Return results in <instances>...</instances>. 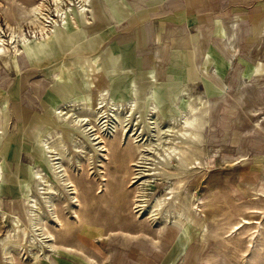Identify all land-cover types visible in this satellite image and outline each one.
<instances>
[{"label": "rangeland", "instance_id": "1", "mask_svg": "<svg viewBox=\"0 0 264 264\" xmlns=\"http://www.w3.org/2000/svg\"><path fill=\"white\" fill-rule=\"evenodd\" d=\"M11 1L19 28L0 30L8 72L0 65V84H10L0 97V264H264V81L245 78L242 65L214 95L201 82L162 81L151 22L141 50L163 75L147 81L112 69L109 77L110 65L68 54L28 82L27 49L43 37L60 31L72 45L64 52L73 51L67 28L89 36L105 12L128 31L114 41L137 34L108 0H91L89 14L78 11L85 0H35L30 9ZM229 25L215 43L233 58ZM18 102L33 107L31 123ZM192 114L199 133L187 129ZM87 227L90 241L80 235Z\"/></svg>", "mask_w": 264, "mask_h": 264}, {"label": "crops", "instance_id": "2", "mask_svg": "<svg viewBox=\"0 0 264 264\" xmlns=\"http://www.w3.org/2000/svg\"><path fill=\"white\" fill-rule=\"evenodd\" d=\"M8 1L10 0H0V30L2 34L1 23L5 24L9 30L19 28L13 14L17 10L16 6L12 1ZM34 1L15 0V3L30 9L35 3ZM96 1L99 2V0ZM108 1L116 18L122 22L126 21L128 26L136 32V39L128 38L121 43L114 41V37L120 34L126 35L128 31L114 27V23L105 12L104 19L100 17V21H94V28L89 36H86L78 28L72 31H69L72 27L67 28V37L73 39V51L64 52L72 45L61 41L62 33L60 31L52 35L51 38L43 37L44 39L39 41V49L34 51L27 49V45H32V42L26 43L22 48L28 51L26 57L29 66L35 68V72L28 76L27 81L43 76H39L38 71L47 72L51 66L49 62L53 64L50 69H54V64L57 68L58 59L65 55L68 56V54H72L79 64L92 59L95 63L110 65L109 71H107L109 77L112 74V69H115V73H122L125 70H128L130 74L136 75L137 73V78L147 81L154 75L164 74L162 81L169 82L170 85L181 81L201 82L207 95L221 92L224 82L233 75L237 65L243 66L241 74L245 78L256 82L264 81V0H144L143 3L132 0ZM72 13L81 28L80 17H77L75 12ZM151 22L152 32L156 35L157 43L162 46L160 51L163 59L160 60V65L163 68V74L158 69L153 70L145 65V52L141 50L149 46L146 36L149 32L147 25ZM230 22L235 24L233 45L238 48L233 58H229L215 43L216 39L227 37ZM26 24H29V21H26L22 26ZM183 24L186 26L185 31L177 32L174 29L176 25ZM240 27L244 31H239ZM179 36L182 38L181 41H179ZM171 37H174V40ZM164 39L167 41L166 47L163 45ZM65 45H67L66 48ZM5 53L0 56L6 55ZM11 61L14 72L19 73L15 69L13 55ZM114 61L119 65L117 68L113 67ZM3 67L7 72L5 65ZM15 79L19 81L18 93L22 81L17 77L14 78V81ZM220 79L222 84L218 89L214 82ZM9 86L10 84L7 87L0 84V97L3 94L9 97ZM188 87L194 93L192 87ZM18 103L17 110L22 116L24 114L23 121L31 123L33 107ZM10 150L9 147L7 151L4 149L3 152L6 151L5 155L8 156L11 154ZM12 154L16 157L18 151H13ZM92 232L87 227L82 230L80 235L83 239L90 241Z\"/></svg>", "mask_w": 264, "mask_h": 264}, {"label": "bare ground", "instance_id": "3", "mask_svg": "<svg viewBox=\"0 0 264 264\" xmlns=\"http://www.w3.org/2000/svg\"><path fill=\"white\" fill-rule=\"evenodd\" d=\"M78 2V1H77ZM62 4V3H61ZM82 4V3H81ZM78 5V4H77ZM72 6V5H71ZM88 6V7H87ZM80 7V6H79ZM67 8V7H66ZM90 8H92L91 7V0H85V2H83V4H82V6L79 8V13H81V14H83V13H86V14H89V12L91 11L90 10ZM93 11V10H92ZM32 13H33V11H31ZM61 12V11H60ZM70 12V11H69ZM64 13V12H63ZM64 15V14H63ZM60 17V16H59ZM65 17V16H64ZM49 18V17H48ZM64 19V18H63ZM64 22V21H63ZM63 24V23H62ZM0 52H4V49L0 46ZM243 76V75H242ZM243 79V78H242ZM101 94V93H100ZM107 94V93H106ZM102 95V94H101ZM99 99V98H98ZM99 102H101V101H99ZM98 102V103H99ZM134 102V101H133ZM130 103V102H129ZM103 104L104 103H102V106H103ZM100 105H101V103H100ZM115 104H113V106H114ZM132 108H133V106H132ZM105 110V109H104ZM192 110L193 111H195V109L194 108H192ZM153 111V110H152ZM192 111V112H193ZM102 112V111H101ZM103 112H105V111H103ZM106 113V112H105ZM184 113V112H183ZM187 116V115H186ZM80 118V117H79ZM187 124H188V127H187V129H188V131H193V132H197V133H199L198 131L202 128V122H201V119L199 118V116H197V115H194V114H192V116L189 118V119H186V121H185ZM185 124V123H184ZM187 124H185L184 126H186ZM62 170V169H61ZM41 173V172H40ZM76 190H77V188L76 187H74ZM72 198H75V200L78 202V203H80V201H79V199L77 198V196L76 195H74ZM159 205H162V204H159ZM158 207H160V206H158ZM168 208H170V207H168ZM167 209V208H166ZM153 212H155V211H153ZM60 223V222H59Z\"/></svg>", "mask_w": 264, "mask_h": 264}]
</instances>
